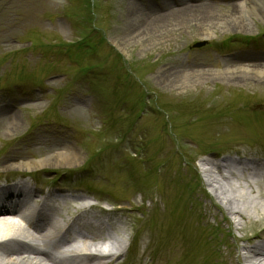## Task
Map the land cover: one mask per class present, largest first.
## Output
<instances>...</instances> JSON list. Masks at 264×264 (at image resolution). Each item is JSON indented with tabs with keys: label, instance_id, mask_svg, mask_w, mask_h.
<instances>
[{
	"label": "rangeland",
	"instance_id": "rangeland-1",
	"mask_svg": "<svg viewBox=\"0 0 264 264\" xmlns=\"http://www.w3.org/2000/svg\"><path fill=\"white\" fill-rule=\"evenodd\" d=\"M204 2L226 17L235 13V19L214 25L209 31L191 21L182 25L151 24L148 32L136 36H131L133 26H125L130 8L147 14L150 19L169 9L195 7L193 5ZM240 2L0 0V84L8 79L28 78L22 83L29 85L31 80L45 77L43 85L48 90L41 95V100L45 95L49 97L45 103L21 104L19 113L10 111L16 91L0 94V159L9 162L19 158H43L61 149L74 150L78 155L77 165L43 167H87L71 174L72 178L67 174L61 177V187L66 191H60L57 198L65 200L60 212L65 220L80 212L82 208L78 205L92 203L86 208L88 213L108 220L113 227L97 231L94 226H88L85 230L95 229L98 238L105 232L117 235L123 231L126 232L123 238L125 235L132 237L124 254L115 257L111 264H189L187 258L179 260L177 255L170 256L168 244L175 235L179 239V232L189 237L182 229L183 221L189 232L191 223L195 218L200 221L199 217L207 220L206 228L220 230L213 219L219 220L222 227L226 225L219 219L220 211L231 219H238L225 211L222 202L225 195L218 197L211 190L212 183L226 182L215 174L211 186L204 183L202 168L207 165L204 159L210 157L220 162L224 158L237 160L244 170L251 165L249 156L264 155L261 150L256 151L264 149L258 143L260 137L264 141V121L259 122L256 131L248 123L250 110V113L255 110L264 113V77L257 78L239 70L231 78L233 73L226 72L235 65L264 64V36L259 34L264 29V9L248 7L242 12ZM92 18L96 27H93L95 32H91L92 46H88L92 53L81 51L79 68H71L69 59L43 57L42 53L31 51L30 47L36 48L31 40L40 43L39 46L53 45L50 50L61 47L75 50L72 44L75 46L84 40V35L91 29ZM227 34L252 38L259 34L260 41L256 43L249 39L243 44L237 37L226 41ZM113 39L124 50L113 45ZM196 41L205 43L193 46ZM124 68L130 73H125ZM98 69L101 76L108 77L106 81L100 80L99 89L92 85L91 79ZM201 70L218 72H199ZM219 72H224V77ZM81 79L86 83L80 82ZM73 95L82 98L83 103ZM112 98L118 99L109 113L115 116L113 124L105 111L108 109L105 99L113 106ZM43 110L47 115L35 118L42 120L44 127L35 125L31 131L25 129L23 114L29 116L32 111ZM163 112L168 115L167 133L176 134L178 149H174L171 136L164 129L161 131ZM12 114L17 124L8 133L5 117ZM51 119L61 123L54 124ZM72 136L76 139L75 144ZM3 139L7 143H3ZM20 152L27 154L20 155ZM0 169L3 173L17 172L20 177L31 174V170L13 165ZM144 171L149 173L141 174ZM227 183L244 195L256 197L252 200L258 204L263 201L246 186L242 177H229ZM51 190L49 187L45 192L48 202ZM34 197H38L37 191ZM21 198L26 204L30 202L29 196ZM209 201L217 207L210 206ZM53 206L50 202L49 207ZM49 207L44 205L42 208ZM179 209L183 212V221L179 219ZM251 210L254 217V210ZM206 211L210 213L209 217ZM238 221L237 227L233 228L234 235L254 231L247 222ZM74 230H77L76 224L72 226L71 234ZM261 230L264 231V226ZM158 243H164L165 249L161 251ZM229 246L223 241L220 253L215 257H193V263L227 264L232 258Z\"/></svg>",
	"mask_w": 264,
	"mask_h": 264
},
{
	"label": "bare ground",
	"instance_id": "bare-ground-1",
	"mask_svg": "<svg viewBox=\"0 0 264 264\" xmlns=\"http://www.w3.org/2000/svg\"><path fill=\"white\" fill-rule=\"evenodd\" d=\"M240 5L242 7L240 10H242V12L248 7H250V9H254L255 7L264 9V0H241ZM193 6L195 7L190 6L181 9H169L165 13L150 17V19L147 14H142L139 11H136V8H130V12L126 17L125 26H133L131 36H136L137 34L148 32V28L151 24H159L162 26L170 24L182 25L191 21L194 22L195 25H203V27L209 31L210 27L214 25H223L228 21L235 19V13H230L226 17L221 13L216 12L212 8L213 6L206 2L201 5L198 3ZM133 9L135 12H132ZM205 37L208 36L206 35ZM113 42L121 50H124L116 40L113 39ZM239 70L244 73L250 72L252 76H256L257 78L264 77V64L254 66L235 65L232 68L226 69V72L233 73L230 77L234 78V74H237L236 71ZM211 71L218 72V70H201L199 72L207 73ZM185 76H187V74ZM220 76L224 77V72H222ZM5 122L8 123V133H10V131L17 124V120L14 118L13 114L5 117ZM249 125H251V123H249ZM24 154L27 153L20 152V155ZM77 156L78 155L74 150L61 149L54 155H46L43 158H19L9 162L3 160L1 161L0 159V168L7 165H13V167L25 170H31L43 166L57 168L64 166L73 167L77 165V163H75L77 162ZM204 160L207 165L202 168V171L204 172L202 181L210 184L211 181H215V174L221 177L220 180L225 181L226 184L218 182L216 185L212 183V186L210 184L211 190L218 197L221 194L225 195L222 198L225 211L236 215L235 217H238V219H231L224 212L220 214V219L227 224V234L232 237L234 236L233 228L237 227L239 223L238 220L247 222L251 225L250 228L254 229L252 233L242 232L237 236L238 238L232 240L231 252L235 256L233 264H264V231L261 230L264 226V163L258 162L256 165H250L248 166V169L242 170L244 166L238 165L237 160H235V162L233 159L224 158L222 162H220V160L216 158L211 159L210 157L205 158ZM229 162L237 164H231ZM229 177H242L246 182V186L250 187L252 192H256L259 198L263 199V201L261 200L258 204L255 199L252 200V198H256L253 195H244L239 190H235L230 187L229 183H227ZM0 192L17 196L23 194L24 196L21 197H28L32 195L33 197L35 189L32 186L27 188L22 184L17 189L14 188L13 185L2 184L0 185ZM39 202L45 201L43 199H40V201L33 199L28 205H38ZM58 204L61 205L60 202ZM7 209H9V206H6V210ZM251 209L254 210V217ZM4 212L5 213H0V264H48V262H41L39 260L40 254L45 255L46 258L53 259L55 264H104L105 256H112V254L109 255L106 253L109 252L112 247L111 244L101 246L99 244L89 243V240L94 238L96 233L94 230H85L84 228H87L88 226L91 227L93 225L95 226L96 223L92 220H87L84 223L85 225L83 224L84 226H79L76 230V235L72 236L71 241H68V238H64V240H62L63 237L58 236L57 229L59 228L54 227L53 223V226H50L45 231H32L31 221L27 222L25 225L19 224L12 219V216L14 215L12 212ZM81 214L83 215L84 212ZM8 215H11L10 218L7 217ZM212 215L214 216V213H212ZM32 227L35 228L36 226L33 225ZM120 236L121 234L114 236L115 244L113 245V248L115 247L118 249L117 253H121L124 249V246L122 245L123 239L121 240ZM20 238L25 239L30 242V244L33 240L40 243L41 240L42 242L52 240L54 244L61 243L66 240L67 242L64 244H67V247L64 251L66 253L69 252L71 257L68 259L60 258L59 255L56 254L55 249H51L50 247L40 248L37 247V244L32 248L30 246L32 250H29V248H24L21 247V245L15 244L18 243L17 239ZM238 239L241 242H238ZM206 240L209 241V243H214V240L205 239L200 236L197 239V246L195 248L190 247V241L182 240L178 246V250L182 251L183 248L186 250L190 249L191 251H198L199 247L202 246ZM92 249L100 250V252H96L95 250L91 251Z\"/></svg>",
	"mask_w": 264,
	"mask_h": 264
}]
</instances>
